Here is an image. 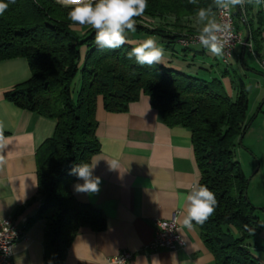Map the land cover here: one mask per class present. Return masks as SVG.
<instances>
[{"label": "trees", "instance_id": "1", "mask_svg": "<svg viewBox=\"0 0 264 264\" xmlns=\"http://www.w3.org/2000/svg\"><path fill=\"white\" fill-rule=\"evenodd\" d=\"M5 2L9 7L0 15V60L25 57L32 70L29 80L5 96L22 108L56 120L54 134L36 152L38 193L44 199L38 215L46 220L45 264H66L68 248L82 227L96 231L106 227L101 209L74 196L71 185L77 177L70 174L75 165L91 163L101 149L98 96L102 95L106 110L122 112L142 94L150 97L167 124L192 132L201 171L199 183L217 200L214 213L203 224L193 223L216 263L264 264L255 254L264 253V246L248 243L263 231L259 213L264 209L250 200L248 177L235 154L254 118L248 119L250 99L244 84L239 82L238 96L232 98L218 78L205 80L163 64L136 63L128 57L134 44L101 48L95 42V30L75 28L68 18L70 9L57 0ZM211 3L148 0L145 13L135 18V33L178 41L197 32L191 18L196 17L197 7ZM234 15L248 29L249 41L260 57L264 8L258 11L256 24L240 8ZM241 25L236 23L237 28Z\"/></svg>", "mask_w": 264, "mask_h": 264}, {"label": "crops", "instance_id": "2", "mask_svg": "<svg viewBox=\"0 0 264 264\" xmlns=\"http://www.w3.org/2000/svg\"><path fill=\"white\" fill-rule=\"evenodd\" d=\"M262 8L264 4L259 7L245 5L240 9L256 24L257 13ZM190 24L196 30L199 27L196 17L191 18ZM239 30L245 39L248 29L241 25ZM147 37L128 33L129 40L136 43ZM152 37L165 50L161 64L205 80H209V76L218 78L232 98L238 96L241 82L248 90L249 99L250 96L254 98L253 104L263 99L264 42L259 58L243 44H238L226 63L223 57L212 55L200 44L184 46L178 41ZM31 76L32 70L25 57L0 60V123L5 125L4 135L10 141L3 153L6 164L0 167V217H14L24 227L23 235L14 244L12 261L7 264H45L46 220L38 215L44 199L38 193L36 152L54 134L56 120L22 108L5 96ZM76 83L78 90L79 78ZM253 104L250 99L248 119L254 118L242 140L251 131V138L257 135L258 139L261 133L264 142V100L256 115L251 111ZM96 118L101 149L91 163L98 160L94 175L101 178L99 191L77 193L74 185L83 183L78 179L71 189L79 201L104 212L106 227L100 231L82 227L68 248L66 264H116L110 258L123 250L134 253L125 264H217L198 225L193 223L188 229L181 222L184 194L193 181L199 182L201 178L191 130L167 124L160 109L154 107L145 94L122 112L106 110L103 97L99 95ZM248 148L251 149L249 144ZM251 150L254 153L255 150ZM108 161H115L118 168L110 169ZM255 198L257 201L251 200L264 207L258 193ZM263 213H259L263 231L248 242L251 247L256 242L264 246ZM174 214L178 217L184 245L176 250L149 249L157 219H170ZM255 254L264 263V253L256 251Z\"/></svg>", "mask_w": 264, "mask_h": 264}, {"label": "clouds", "instance_id": "3", "mask_svg": "<svg viewBox=\"0 0 264 264\" xmlns=\"http://www.w3.org/2000/svg\"><path fill=\"white\" fill-rule=\"evenodd\" d=\"M15 3V0H10ZM197 5V0H189ZM57 3L68 7V18L73 25L81 28L89 27L95 30V42L101 48L117 49L125 44H134L128 53L129 59L135 58L140 65L161 64L165 50L155 37L149 36L136 43L130 41L128 33L136 32V17L142 16L148 0H57ZM264 0H212L206 7L196 8L197 39L199 44L216 57H223L224 49L231 46L233 28L230 16L237 6L241 9L245 5L259 7ZM9 3L0 0V15ZM5 125L0 123V167L6 164L3 153L10 144L5 137ZM94 163L82 162L71 169V173L83 183H76L74 191L77 193H97L101 178L94 175ZM110 169L118 168L115 161H108ZM217 200L215 194L204 184L193 181L183 197L184 213L182 225L188 229L193 222L203 224L215 211Z\"/></svg>", "mask_w": 264, "mask_h": 264}, {"label": "built area", "instance_id": "4", "mask_svg": "<svg viewBox=\"0 0 264 264\" xmlns=\"http://www.w3.org/2000/svg\"><path fill=\"white\" fill-rule=\"evenodd\" d=\"M230 21L233 28V37L231 40V46L224 49L223 61L228 63L231 56L238 44H243L256 57L257 54L254 49L252 41L245 42L244 37L240 30L236 26V17L234 10L231 13ZM184 46L199 44L197 39V32L193 34H185L179 40ZM259 58V57H258ZM261 64L264 66V59H261ZM26 222L27 218H23ZM24 227H22L16 220V218L7 216L0 217V263L7 264L12 261L14 251L13 247L15 242L23 235ZM183 237L179 232L178 217L174 214L170 219H157V228L154 233V237L148 244V248L151 250H157L159 248H165L169 250H176L184 245ZM134 253L131 251L123 250L116 256L111 257L110 261L116 264H125L131 260Z\"/></svg>", "mask_w": 264, "mask_h": 264}, {"label": "rangeland", "instance_id": "5", "mask_svg": "<svg viewBox=\"0 0 264 264\" xmlns=\"http://www.w3.org/2000/svg\"><path fill=\"white\" fill-rule=\"evenodd\" d=\"M154 23H157V22H154ZM236 23L238 24V26L240 25L237 21ZM75 28H81V27L77 25V27L75 26ZM85 28L86 27L81 28V29H85ZM81 29L79 30V34L82 31ZM217 76H220V75L217 74ZM212 78H213L212 76L211 77L209 76L207 79L211 80ZM77 80L78 79L76 78L75 85H77L76 83ZM250 99L252 100V104H253L254 98L250 96ZM263 100H264V97L263 99L258 100L259 104L256 102L255 104H253V106L251 105L252 106L251 111H253L252 113L254 115H256L257 110L260 107V104H262ZM255 133L256 132L254 131L253 134ZM251 136H252V133L250 131L248 135L245 136V138L241 141V145L239 144L236 145L235 154H236V159L240 161L243 167V170L246 176L248 177V194H249L248 196L250 200L252 198L254 201H257L255 200L257 199L255 198V193L256 195L258 193L259 199L260 201H262L264 205V142H262L261 140V133H260V136H258V139H257V135L254 138H251ZM248 144L250 145L251 149L255 150L254 153L251 149L248 148ZM254 155H257V157ZM261 189H263V193L261 192ZM255 205L258 207H261L257 204ZM262 208L264 209V207ZM260 256H263V255L260 254Z\"/></svg>", "mask_w": 264, "mask_h": 264}, {"label": "water", "instance_id": "6", "mask_svg": "<svg viewBox=\"0 0 264 264\" xmlns=\"http://www.w3.org/2000/svg\"><path fill=\"white\" fill-rule=\"evenodd\" d=\"M244 40H245V42H247V41L249 40V32H247V34H246ZM251 122H252V121H251ZM251 122H250V124H251ZM241 140H242V138H241ZM241 140H240V141H241Z\"/></svg>", "mask_w": 264, "mask_h": 264}]
</instances>
